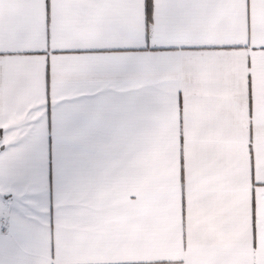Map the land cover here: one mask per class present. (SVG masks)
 <instances>
[{"label":"snow or ice","instance_id":"6c2138e0","mask_svg":"<svg viewBox=\"0 0 264 264\" xmlns=\"http://www.w3.org/2000/svg\"><path fill=\"white\" fill-rule=\"evenodd\" d=\"M0 264H264V0H0Z\"/></svg>","mask_w":264,"mask_h":264},{"label":"crops","instance_id":"0c3cea01","mask_svg":"<svg viewBox=\"0 0 264 264\" xmlns=\"http://www.w3.org/2000/svg\"><path fill=\"white\" fill-rule=\"evenodd\" d=\"M59 112L60 110L49 102L48 106V117H47V132H46V143L50 141L51 147V160L52 165V189L53 195L57 186V162L59 153Z\"/></svg>","mask_w":264,"mask_h":264}]
</instances>
